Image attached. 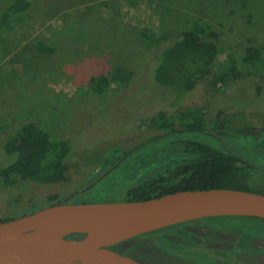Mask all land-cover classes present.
Wrapping results in <instances>:
<instances>
[{
    "label": "rangeland",
    "instance_id": "rangeland-1",
    "mask_svg": "<svg viewBox=\"0 0 264 264\" xmlns=\"http://www.w3.org/2000/svg\"><path fill=\"white\" fill-rule=\"evenodd\" d=\"M6 1L0 0V7ZM195 23L206 27L205 38L211 31L217 33L220 64L213 69L226 70L231 51L237 59V75L216 87L210 75L173 105L174 95H164L165 89L151 77L150 56ZM250 44L261 52L260 60L253 63L242 60ZM46 45L49 52L41 50ZM117 65L131 72L130 81L110 79L102 91H94L90 79L101 73L109 76ZM153 96L171 110L184 104L202 106L206 133L185 131L151 140L165 131L146 133L137 122L107 139L139 117ZM22 120L39 123L55 137L72 139L71 181L44 188L29 185L27 190L19 181L0 185V219L46 206L49 194L62 197L90 182L93 185L86 191L90 202L121 198L126 187L184 158L173 142L178 138L233 147L247 161L264 166V0H32L26 11L0 26V165L13 158L3 144ZM143 139L107 178L95 180L107 168L102 160L110 147L118 148L119 158ZM250 177L264 184L262 168L254 167ZM249 221L215 219L184 227L257 225Z\"/></svg>",
    "mask_w": 264,
    "mask_h": 264
},
{
    "label": "trees",
    "instance_id": "trees-1",
    "mask_svg": "<svg viewBox=\"0 0 264 264\" xmlns=\"http://www.w3.org/2000/svg\"><path fill=\"white\" fill-rule=\"evenodd\" d=\"M31 3L32 0L6 1L0 7V26L7 25L11 16L26 11ZM205 31L206 27L195 23L192 27L181 31L173 41L159 46L150 56V59L154 60L151 77L160 84L161 88L165 89L164 95L167 97H170L171 94L174 95L173 105H178L187 98L191 91L210 75L213 76L211 79L213 87H216L218 82L224 84L228 76L237 75V59L231 51L227 54L226 70H219V72L213 69L215 64L219 63L220 46L217 41V33L211 31L209 32L210 38H205L203 35ZM142 34L144 35L143 32ZM146 39V42L153 43L151 38ZM35 42L42 45L40 41ZM49 48L51 50V47L46 45L41 50L49 52ZM260 58L261 52L258 47L253 44L246 46L242 57L244 62L253 63ZM131 76L130 71L117 65L109 76L101 73L90 79L91 88L94 91H102L109 84L110 79L115 82L127 83ZM260 89V86L256 87V90ZM117 98L119 101L120 96ZM158 100L157 96H153L150 106L143 110L139 117L128 120L123 124L124 126L129 123L126 127L118 128L107 139H112L117 134L130 130L132 126L135 127L137 122L141 124L139 128H143L146 133L154 130L165 131L163 135L152 137L151 140L168 134L177 135L185 131L201 130L206 133L204 131L206 121L202 106L184 104L171 110L160 105ZM112 106H109L107 110L112 111ZM82 117L88 118L85 115ZM143 141L144 139L121 154L115 161L116 163L110 167H115L114 170H116L125 157L135 152L139 148L137 145ZM173 142L185 154L183 159L133 186L126 187L121 192V198L114 200H142L185 189L232 188L264 193V184L253 182L250 177L254 167H260L264 171V166H256L247 161L233 147L229 148L222 144L214 146L208 142L194 139L178 138ZM72 148V139L64 136L55 137L39 123L22 120L5 138L3 149L7 156L12 155L13 158H11V162L8 161L7 164L0 165V185L9 187L19 181L26 184L23 189L27 190L29 185L44 188L69 183L71 168L68 161L73 155ZM116 153L118 154V148L110 147L102 161L108 166L117 157ZM89 188L91 187H88L87 190ZM86 191L70 192L74 197L73 201L89 202L90 200L86 198ZM57 197H59L57 194L47 196L48 201H54ZM105 201H111V199ZM9 218L12 217H4L0 221ZM231 218L233 219L232 216L208 217L205 218V223H214L215 219L229 220ZM194 222H202V220L167 226L149 234H165ZM164 248L170 250V244H165ZM175 248L172 249L175 250ZM178 250L179 246L175 251Z\"/></svg>",
    "mask_w": 264,
    "mask_h": 264
},
{
    "label": "water",
    "instance_id": "water-1",
    "mask_svg": "<svg viewBox=\"0 0 264 264\" xmlns=\"http://www.w3.org/2000/svg\"><path fill=\"white\" fill-rule=\"evenodd\" d=\"M47 204L0 221V264H142L110 247L137 235L214 216L264 220V193L185 189L142 200Z\"/></svg>",
    "mask_w": 264,
    "mask_h": 264
},
{
    "label": "flooded vegetation",
    "instance_id": "flooded-vegetation-1",
    "mask_svg": "<svg viewBox=\"0 0 264 264\" xmlns=\"http://www.w3.org/2000/svg\"><path fill=\"white\" fill-rule=\"evenodd\" d=\"M117 159L119 158L116 157L105 170H101L95 176V180L98 178L102 180L115 171V167L110 166L114 165ZM171 165L173 164L166 167ZM159 171L149 174L144 179ZM92 185L90 182V186ZM90 186L76 191L84 192ZM69 193L57 197L54 201H48L47 204L61 203L66 198H69L68 202H74L73 195ZM233 219L238 223L241 219H246L250 220L251 224L261 226H240L239 224H215L212 227L196 228L183 226L161 235L149 234L152 231L143 233L110 248L142 264H264V220L256 217H233ZM202 223H205V220ZM165 244H170L171 251L169 248H164ZM177 246L179 250L175 251ZM80 264H83L82 260Z\"/></svg>",
    "mask_w": 264,
    "mask_h": 264
},
{
    "label": "bare ground",
    "instance_id": "bare-ground-1",
    "mask_svg": "<svg viewBox=\"0 0 264 264\" xmlns=\"http://www.w3.org/2000/svg\"><path fill=\"white\" fill-rule=\"evenodd\" d=\"M112 263L113 264H127L126 262H124L118 258H113ZM83 264H97V263L94 260H92L91 258L87 257V258L83 259Z\"/></svg>",
    "mask_w": 264,
    "mask_h": 264
}]
</instances>
